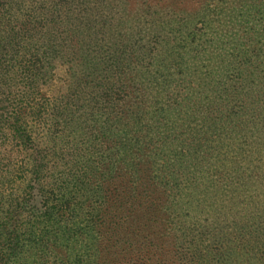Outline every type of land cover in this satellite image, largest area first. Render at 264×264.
<instances>
[{
    "label": "trees",
    "instance_id": "16d2710c",
    "mask_svg": "<svg viewBox=\"0 0 264 264\" xmlns=\"http://www.w3.org/2000/svg\"><path fill=\"white\" fill-rule=\"evenodd\" d=\"M0 264H264V0H0Z\"/></svg>",
    "mask_w": 264,
    "mask_h": 264
}]
</instances>
